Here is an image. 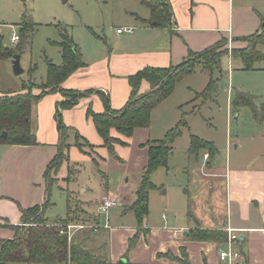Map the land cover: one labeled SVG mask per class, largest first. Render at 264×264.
Returning <instances> with one entry per match:
<instances>
[{
  "label": "crops",
  "instance_id": "1",
  "mask_svg": "<svg viewBox=\"0 0 264 264\" xmlns=\"http://www.w3.org/2000/svg\"><path fill=\"white\" fill-rule=\"evenodd\" d=\"M167 1L172 9L170 27L151 23L128 25L134 28L133 32L117 33L116 40L111 42L113 48L108 51L101 49L97 53L94 48H80L84 65L71 73L61 87L78 91H102L109 95L111 108L118 110L130 96L129 75L146 66L176 65L190 51L198 52L222 37L233 40V44L239 43L235 47L244 46V42L234 39L255 33L264 19V0ZM142 17L149 19L150 9ZM129 46L136 48L131 49ZM149 89V82L142 80L139 92ZM61 99L59 92H51L33 104L36 144H0V239L12 238L14 231L11 225L21 224V209L42 204L47 198L44 172L58 152L59 133L55 110L57 101ZM164 100L152 109L151 117L153 110ZM88 107L94 112L104 110L99 94L93 92L84 95L71 108L61 110L63 122L75 128L92 145V152L80 150L70 138L67 160L62 161L52 175L56 179L53 187L75 195L87 209L98 215L100 222L105 221L104 215L97 211L101 198L107 195L119 200L120 205L116 206L119 208L107 213L109 227H103L97 237V242L105 240L107 243L105 264H179L184 259L186 264H228L221 261L218 254L219 250L226 248V243L194 240L189 236V230L194 227L238 229L234 231L238 239L234 245L241 257L233 264H264V162L252 161L253 154L259 151L264 156V149H260L264 146V140H260L264 136V129L250 137L248 148L253 154H247L243 161L234 160L232 164L228 160L222 167L219 163L213 164L214 157L206 162L203 158L205 152H201L200 166L198 160H194V172L193 167H186L189 175H195L194 183L200 179L198 173L201 172L204 177L214 178L207 182L223 186L224 216L195 214L196 207L197 211L199 207L191 197L189 188L185 187L182 190L187 198L178 206L179 209L173 206V216L162 214L160 220L154 221L148 212L138 224L134 213L128 209L135 199L133 188L138 183L133 178L139 173L141 176L147 164V141L162 139L170 129V124L164 120L156 134H153V126L149 123L147 127L136 128L131 136H124L111 128L110 135L121 140L112 144L111 152L104 145L92 117L87 114ZM238 140L235 138L232 141L236 149L243 147V142ZM230 144L231 141L227 140L228 151ZM84 149L89 151L87 147ZM68 161L80 172L76 176L73 172L67 182ZM95 165H102L104 170L97 169ZM88 169L94 179L97 177L96 183L89 184L80 179L81 171L87 174ZM100 171L106 174L105 178ZM74 185L77 188L84 185L86 188L79 191ZM154 189L149 192L148 206L150 193ZM88 190H92L94 200L89 198ZM163 194L165 196L160 201L164 208L172 207V198L167 195L168 186Z\"/></svg>",
  "mask_w": 264,
  "mask_h": 264
},
{
  "label": "trees",
  "instance_id": "2",
  "mask_svg": "<svg viewBox=\"0 0 264 264\" xmlns=\"http://www.w3.org/2000/svg\"><path fill=\"white\" fill-rule=\"evenodd\" d=\"M150 9V18L147 23L161 27H170L172 9L167 0H141ZM36 23L27 17L22 18L19 26L20 46L16 50L10 49L3 42L0 33V59L12 58L13 53H21L24 43L29 42ZM62 37L56 43L60 46L61 63L55 64L46 58V76L44 82L39 85H32L23 82L16 91L0 92V144H36V136L32 120L33 104L42 96L51 92H59L62 99L57 101L55 110V121L59 133L58 152L49 162L44 172L45 191L47 198L42 204H36L21 209L20 220L22 225H11L14 231L12 238L0 239V264L24 263V264H105L107 250L106 241L97 242L101 226L98 215L91 212L83 203L70 192L66 198V212L64 216L56 217L49 222L46 217V209L50 204L49 196L56 179L52 176L62 161L67 160V149L70 146V138L73 143L86 153L92 152V145L79 134V132L66 125L62 120V109L74 106L78 99L93 92L100 95L104 110L94 112L90 107L87 114L92 117L93 123L104 145L112 152V144L121 142L120 139L110 135V129L114 128L124 136H131L138 127H147L150 123L151 111L162 100L167 98L175 88L176 84L186 75L197 69L198 64H204L205 69L212 71L219 69L221 58L229 55L238 58L242 62V69L264 70L259 66L264 61V19L260 28L253 34L239 37L246 45L232 47L230 52L225 48L227 38L222 37L216 43L198 52L190 51L181 62L168 67L146 66L134 74L128 76L131 92L127 102L118 110L111 108L109 95L99 90L78 91L61 87L64 80L77 68L84 65L81 52L75 47L72 37L67 34L66 27L60 31ZM236 39V40H237ZM235 40V39H234ZM202 62V63H201ZM31 72L34 71V66ZM204 67L200 70L203 71ZM29 72V71H28ZM142 80L150 84V89L139 92V85ZM39 89L38 93L33 88ZM215 89V81L210 78L206 87L196 97L203 100L211 97ZM69 97V98H66ZM253 95L237 91L232 99V107L236 111L241 106L252 108L253 115L259 119L264 118V96L258 109L254 104ZM186 122L181 119L175 126L166 131L164 137L157 141H147L148 159L142 170L139 186L135 191V199L128 206L140 224L149 212L148 197L151 189L157 187L152 181L151 175L158 168L168 167V156L172 151V143L176 137L181 135L182 128ZM6 132V136L2 133ZM71 132L73 135H71ZM87 147L89 151H86ZM200 152H207L209 160L213 159L217 149L212 141L204 140L196 135L190 134L188 147L189 157L193 156L198 160ZM94 159V157H93ZM73 163L68 161V175L70 180L73 174ZM101 172V171H100ZM103 178L106 174L101 172ZM99 214V213H98ZM84 224L83 228L76 229L70 240L67 233L60 234L58 224ZM94 225H99L95 229ZM190 238L194 240L226 242L227 232L225 229L194 227L189 230ZM238 241V239H236ZM235 240V241H236ZM132 243V242H131ZM179 264H186L182 260ZM248 264V263H245Z\"/></svg>",
  "mask_w": 264,
  "mask_h": 264
},
{
  "label": "rangeland",
  "instance_id": "3",
  "mask_svg": "<svg viewBox=\"0 0 264 264\" xmlns=\"http://www.w3.org/2000/svg\"><path fill=\"white\" fill-rule=\"evenodd\" d=\"M145 13L148 14L149 9L141 0H0V33L3 36L4 44L10 49L16 50L21 44L20 42H12L10 37L13 29L19 33L23 16L36 23L33 26L29 42L24 43L21 49L20 64L24 69L23 73L19 75L13 73L11 57L0 59V90L3 92L19 90L22 81L32 85H39L44 82L46 58L55 64L61 63L60 46L56 41L61 40L60 31L64 27H66L67 34L72 37L75 47L79 51L80 48L84 50L94 48L99 53L101 49L108 51L113 48L112 43L113 40H116L117 28L128 25L141 26L143 23H147L148 18L142 17L146 16ZM237 41L242 40L237 39ZM232 42L233 40L227 39L224 46L228 52L232 47H235V44H239ZM242 42L245 45L246 42ZM115 48L118 49L117 46ZM128 48L134 49L136 47L129 46ZM258 65L263 66L264 61H260ZM33 66L34 71L31 72ZM203 67L204 69L201 71L200 69ZM205 68L204 64H198L194 72L184 76L176 84L170 96L153 110L152 117H150L153 134H156V130L159 129L164 120H168L166 124H170L169 128L175 126L181 119L186 122L181 135L176 137L172 143L167 169L158 168L151 175L152 181L157 185V188L150 193L149 215L154 217V221L160 220L162 214L173 216V206H180L187 198L182 190L185 187L189 188L191 197L199 207V211L196 207L195 214L199 213L211 217L224 216L223 186L207 182L206 180H213L214 178L204 177L201 172L198 173L200 179L194 183L195 175L191 176L186 172V167L192 168L194 162V157H189L188 154L190 134L212 141L217 149L213 164L219 163L224 167L225 161L229 160L233 164L234 160L243 161L247 154H253L249 152L250 148H248L250 137L264 129V118L255 117L251 107L241 106L236 111L232 107V99L235 93L242 91L255 96L254 104L258 109L260 108L264 96V71L242 69L241 60L232 59L229 55L222 56L220 70L208 71ZM210 78L215 81V89L211 97L205 100L201 96L196 97V93L202 92ZM36 89L39 91L38 88L34 87V93H38ZM71 135H73L72 132ZM235 138H239L238 141L243 142L242 148H235L232 143ZM261 139L264 140V136ZM227 140L231 141L228 146L230 147L229 151L226 149ZM260 149L263 150L264 146L262 145ZM201 155L200 152L197 161L199 166ZM208 159L206 162L210 161ZM252 161L264 162L261 151L253 154ZM95 166L97 169L104 170L102 165ZM74 168L73 172L76 176L80 170L77 171L76 166ZM74 168L72 167V169ZM194 169L196 167L192 168L193 172ZM86 172L88 173L85 174L84 171L80 173L82 182L96 183L97 177L94 179L89 169ZM95 172L97 171L95 170ZM140 179V173L133 178L134 182L138 180L133 188V194L140 183ZM203 181L204 183H202ZM167 186V195L172 198V207L165 209L160 199L165 196L163 191ZM74 187L79 191L86 188L84 185L79 188L76 185ZM199 190L203 191L199 192ZM87 193H90V199L95 196L92 194V190H88ZM66 198L65 190H58L56 187L51 188L50 204L45 212L49 222H53L52 219L57 215L65 214ZM181 199H184L183 202ZM117 208L119 207L115 206L109 212ZM75 231L72 232V236Z\"/></svg>",
  "mask_w": 264,
  "mask_h": 264
},
{
  "label": "built area",
  "instance_id": "4",
  "mask_svg": "<svg viewBox=\"0 0 264 264\" xmlns=\"http://www.w3.org/2000/svg\"><path fill=\"white\" fill-rule=\"evenodd\" d=\"M134 30V28L132 26H128V27H120L117 28L116 31L117 33H122V32H126V33H132ZM11 41L16 43L19 40V35L18 33L13 29L12 30V34L10 37ZM230 40V39H229ZM204 159L208 158V153L205 152L203 155ZM120 202L118 199L104 195L100 202L97 205V211L99 214H103L105 217V221L101 222V226L108 228L109 224L107 221V213L109 211L110 208L115 207V206H119ZM86 225L84 224H73V223H69V224H58L57 227L59 229V233L60 234H64L67 233V238L68 240L71 239L72 237V232H74L76 229H80L85 227ZM95 229L99 227V225H94ZM226 232H227V240H226V248L219 250V259L221 261H226L228 264H233L236 263L240 257H241V253L239 250H237L235 248V240L237 239V234L234 233V231L238 230L236 228L233 227H226L225 228Z\"/></svg>",
  "mask_w": 264,
  "mask_h": 264
},
{
  "label": "water",
  "instance_id": "5",
  "mask_svg": "<svg viewBox=\"0 0 264 264\" xmlns=\"http://www.w3.org/2000/svg\"><path fill=\"white\" fill-rule=\"evenodd\" d=\"M11 63H12V70L15 75H19L23 73L24 69L21 67L20 64V53L18 52L13 53ZM2 135L6 136V132L4 131Z\"/></svg>",
  "mask_w": 264,
  "mask_h": 264
}]
</instances>
